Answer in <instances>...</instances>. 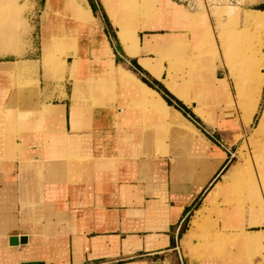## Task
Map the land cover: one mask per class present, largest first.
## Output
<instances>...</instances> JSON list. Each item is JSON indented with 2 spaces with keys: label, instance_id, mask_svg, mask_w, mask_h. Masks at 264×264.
Wrapping results in <instances>:
<instances>
[{
  "label": "crops",
  "instance_id": "1",
  "mask_svg": "<svg viewBox=\"0 0 264 264\" xmlns=\"http://www.w3.org/2000/svg\"><path fill=\"white\" fill-rule=\"evenodd\" d=\"M87 1L116 70L133 73L198 132L177 128L184 117L169 105L165 121L138 100L119 75L108 73L110 56L98 55L95 39L72 14L62 23L59 12L50 11L48 22L47 0H37L29 12L39 20L28 53L0 59V264H185L182 255L187 264H264V208L253 206L263 196L264 179L259 193L247 195L244 208H235L236 192L229 197L226 187L235 184L236 191H244L250 186L235 183L230 167L224 172L250 123L243 124L227 93L186 82L185 63H174L172 74L192 102L177 96L166 83L170 59L163 60L161 75H154L141 59L155 62L156 51L129 55L103 0ZM171 1L193 13L206 11L212 24L208 7L246 0ZM171 1L160 4L175 8ZM133 20L149 25L139 30L141 46L157 37L164 47L173 40L191 54L206 33L203 19L174 22L154 12ZM45 24L52 33L76 38L78 54L68 55L56 74L45 66ZM217 76L225 79L227 71L218 68ZM229 82L236 91L233 79ZM215 190L217 197L208 199ZM192 218H198L195 250ZM205 224L213 225L210 231L202 229ZM213 232L222 234L223 249L207 244ZM246 235L254 244L243 241ZM12 237L19 238L17 244H11Z\"/></svg>",
  "mask_w": 264,
  "mask_h": 264
},
{
  "label": "rangeland",
  "instance_id": "2",
  "mask_svg": "<svg viewBox=\"0 0 264 264\" xmlns=\"http://www.w3.org/2000/svg\"><path fill=\"white\" fill-rule=\"evenodd\" d=\"M37 0H0V28L6 32V35L9 36L7 39L0 38V59H14L20 58L23 55L28 53L30 49V43L32 39V30L33 26L36 23L35 18H31L29 12L36 7ZM171 1V0H170ZM181 2V0H179ZM104 5L106 7L105 0H103ZM172 3H175L171 1ZM256 0H246L243 4H237L233 2L234 5L225 3V4H214L211 7H208L209 13L212 16V24L208 19V13L206 11L200 13H193L189 11L186 7L182 5H177L175 3V8L171 9H163L160 0H138V2L134 5L135 14H144L150 16L154 12L159 13L162 12L166 15L169 20V12L172 10H181L186 16L187 20H199L203 19L206 23V33L204 36V40H201V43L195 46V53L187 54L186 47H180L182 54L170 56L169 50L171 47L176 46L175 42L168 41L167 45H163V42L157 37H153L155 42H152L150 39H145L144 44L140 45V37L139 30L143 27V23H136V29L133 30V49H136L137 55L140 53L141 49L145 47V43H149L151 45V51H156L157 58L156 61L163 64V60L165 58H169L170 67L168 71L171 70V67H174L175 64L185 63L187 67L183 66L181 71L186 78V82L197 81V84L201 86V88H205L210 92L221 93L222 91L227 93L231 102L234 103L235 108L240 112V118L243 124L246 126L245 122V112L247 106L253 102L251 98V87L256 85L257 94H254V98H258L259 107L257 109V113L254 115L253 121L247 126L246 135L247 137H243L242 143L237 153H235V160L230 161L229 165L225 169L224 172L228 170L230 167L231 171L234 172L233 180L238 184H248L250 187H246L243 191L239 189L236 191V197L234 201L233 207L244 208V204L246 203L247 195L258 194L259 190L264 187L263 185H259L260 181L264 179V173L258 169L254 168L253 172H249L247 169V158L253 157V146L248 142V137L253 133L255 126L258 122V119L261 114V110L264 107V25H251L246 23L244 20L245 12L256 9H248L249 7L264 9V2L258 4L255 3ZM202 5V4H201ZM203 6V5H202ZM190 10L194 11L191 6ZM107 9V7H106ZM122 13H124V8L120 7ZM205 10V9H204ZM50 11L59 12L58 17L60 22L63 20H67L70 16V10L68 5H66L64 0H47V11L44 17V20L50 21ZM108 13L109 10L107 9ZM111 19L113 20L111 14L109 13ZM34 20V21H33ZM39 20V19H37ZM36 20V21H37ZM114 24L115 21L113 20ZM145 22V21H144ZM63 23V22H62ZM80 28L82 27V25ZM149 26V25H148ZM85 29V28H84ZM88 31V30H87ZM119 36V34H118ZM105 38V37H104ZM124 49L125 46L119 37ZM208 41L207 47H202L201 45ZM81 40H79L80 42ZM107 41V39H106ZM8 43L14 49L1 48L2 44ZM43 56L49 59V62L45 64L46 68L53 73H58L63 71L65 68L66 57L68 55H77V43L76 38L68 35H57L55 32L52 33L49 31V26L45 24L43 29ZM212 44V46H211ZM40 48V46H39ZM65 50V52H58L60 49ZM167 48L166 50H164ZM183 48V49H182ZM52 49L55 51L56 55L48 54V50ZM98 49V50H97ZM60 50V51H61ZM96 51L98 55H109L112 56V49L108 43L105 44H96ZM126 51V50H125ZM144 51H141V53ZM21 54V55H17ZM37 54H41V50L37 51ZM131 55V56H134ZM202 55L210 57V64L205 69L203 66L198 64L197 58ZM51 57V58H50ZM260 58L262 60H260ZM52 59V60H51ZM172 59H177L176 61ZM178 66V65H177ZM182 66V65H180ZM197 66V70L195 71V76L192 75V70ZM246 67V75L242 71V68ZM108 68V73L112 75V68ZM218 68H222L227 71V77L223 79L224 87H220L217 76ZM173 69V68H172ZM119 70V69H118ZM173 71V70H172ZM119 71H117L118 73ZM133 72V71H132ZM197 72V73H196ZM210 72V73H209ZM191 73V74H190ZM208 74H214L217 80H209L207 77ZM113 76V75H112ZM142 78H145L144 74H140ZM203 76V77H202ZM194 77V78H193ZM230 79H233L235 84L236 91L232 92L230 90L231 84L229 82ZM177 81V80H176ZM168 80H166V83ZM178 83V82H177ZM214 84V85H213ZM179 85V84H178ZM206 85V86H205ZM217 89V90H216ZM201 93V91H199ZM169 105V104H168ZM170 106V105H169ZM171 107V106H170ZM242 111H241V110ZM171 111L179 112L182 116L183 114L171 107ZM155 113H157L155 111ZM206 117H203L204 120L208 121L207 112H205ZM173 115V114H172ZM258 115L257 119L255 117ZM184 117V116H183ZM172 119V117L170 116ZM187 121L186 125L190 127L192 130L198 132V129L195 125L185 118ZM201 126H203L206 130L210 131L202 122H200L197 118H195ZM173 122V121H172ZM169 124V123H168ZM194 128V129H193ZM245 141V142H244ZM246 144V145H245ZM249 149V150H248ZM256 183L255 186H252ZM252 186V187H251ZM242 188V187H241ZM264 190V188H263ZM262 192V198L259 196L256 197L254 201V207L259 208L261 205L264 208V192ZM239 192V193H238ZM243 198V199H242ZM252 206V208H253ZM231 207V206H230ZM217 217V215H216ZM221 217V216H219ZM217 217V218H219ZM193 219V218H192ZM191 225V222L190 224ZM192 220V227H193ZM191 227V229H192ZM190 229V230H191ZM225 229L223 228L221 233ZM217 232H213L211 234L212 240L209 239L207 242V238L200 248H205L206 242L210 247L214 248H224V239L221 235L222 239H219L220 235L216 234ZM185 237V236H184ZM184 237L182 239V244L188 252L187 246L184 243ZM189 237L188 232L186 233L185 240L187 242ZM189 254V252H188ZM190 257V254H189ZM182 259L185 264H187V257L182 255ZM192 261L193 258L190 257Z\"/></svg>",
  "mask_w": 264,
  "mask_h": 264
},
{
  "label": "bare ground",
  "instance_id": "3",
  "mask_svg": "<svg viewBox=\"0 0 264 264\" xmlns=\"http://www.w3.org/2000/svg\"><path fill=\"white\" fill-rule=\"evenodd\" d=\"M66 5H68L70 13L72 16L77 20V23L79 25H82L88 32L93 36L95 39V44H105L106 45V38L104 37H98V25L95 21V16L92 12L91 6L88 3L87 0H64ZM138 2V0H105L106 7L109 10V13L111 14L113 20L115 21L117 27H118V34L121 38L125 50L129 55H134L136 53V49H133V30L136 29L135 21L133 20L134 17H136V12L134 10V5ZM120 7L124 8V13L121 12ZM129 15V16H127ZM169 15L172 16L174 22L176 21H187V22H195L196 20L190 19L187 20L186 16H184L181 12L178 11H171L169 12ZM131 17V18H130ZM244 20L246 23H249L251 25H264V9L260 10H250L245 12ZM145 21L143 23V27H147L148 24ZM81 27V26H80ZM0 38L7 39L9 38L8 35H6V32L3 31L0 28ZM9 41V40H8ZM208 44V41L206 40L201 46L206 47ZM206 45V46H205ZM1 48L8 49H14L11 45L8 43H3L1 45ZM212 46V44H211ZM151 45L149 43H145V47L143 48L145 52L151 51ZM60 49V48H59ZM183 49V48H182ZM61 50V49H60ZM58 52H65V50H61ZM170 56L174 55H180L182 54V50L178 46H173L169 50ZM48 54L56 55L55 51L52 49L48 50ZM110 56V54H109ZM51 58V57H50ZM52 60V59H51ZM198 61V64L200 66H203V68H207L210 64V57L202 55L201 57L196 59ZM260 60H262L260 58ZM142 64L149 69L154 75L160 76L164 65L162 63H159V61L152 62L150 59L143 58L141 59ZM47 63V62H46ZM18 64V63H16ZM106 64L109 68H112V75L116 77L117 75L120 76L122 82L128 89H130L131 92H133L138 100H140L142 103L147 104L149 107H151L154 112L156 111L157 115L167 121L168 118V104L166 101L153 89H151L147 84H145L143 81H141L138 77H136L133 73H131L129 70H127L124 67L119 68V74H117V70L114 66L112 56H110V59L106 61ZM0 63V69H3L1 67ZM21 67V66H20ZM18 67V69H20ZM27 67V66H26ZM172 68L168 71L170 79L168 80L167 84L169 88L177 94L180 98H182L186 102H192V98L189 96V94L186 92V90L183 87H180L175 80V76L172 74ZM197 70V66L192 70V75L196 77L195 71ZM23 71V70H22ZM242 71L246 75V67L242 68ZM24 72V71H23ZM197 73V72H196ZM210 73V72H209ZM191 74V73H190ZM203 77V76H202ZM207 77L209 80H217L214 74H208ZM194 78V77H193ZM115 79V78H114ZM219 86L224 87V81L218 80ZM214 85V84H213ZM206 86V85H205ZM217 90V89H216ZM257 94L256 85L251 87V98L253 102H251L246 109L244 118L247 123H251L254 119L255 113H257V109L259 107L258 98H254L253 95ZM183 122L185 124L177 126V128L182 129L186 132L192 131L190 127L186 125V122L183 119ZM248 142L253 146V157L247 158V169L249 172H253L254 168L260 169L264 173V107L261 110L260 117L258 119V122L255 126V129L253 133L248 137ZM245 142V141H244ZM246 145V144H245ZM249 150V149H248ZM256 183H254L252 186H255ZM251 186V187H252ZM236 185L235 184H229L226 187V191L229 192V197L231 195H234L236 192ZM239 190V189H238ZM239 193V192H238ZM217 197V191H213L210 193V195L207 197L208 199L216 198ZM231 199V198H230ZM206 206H202L201 210L205 208ZM207 209V208H206ZM200 210V211H201ZM198 218L193 219V227L190 230L192 235L191 244L193 249H196L197 242L195 240L196 231H198ZM253 223H257V221H254ZM213 226V225H212ZM211 225L205 224L203 225L204 230H209L212 228ZM190 235V236H191ZM197 236V235H196ZM208 236V235H207ZM242 239L245 243L248 244H254L255 240L250 235L242 236ZM194 253V252H193ZM197 255V254H196Z\"/></svg>",
  "mask_w": 264,
  "mask_h": 264
},
{
  "label": "water",
  "instance_id": "4",
  "mask_svg": "<svg viewBox=\"0 0 264 264\" xmlns=\"http://www.w3.org/2000/svg\"><path fill=\"white\" fill-rule=\"evenodd\" d=\"M26 240H27V238L24 237V236H22V237L20 238V241H21V242H25ZM18 241H19V238H18V237H12V238H10V242H11V244H17Z\"/></svg>",
  "mask_w": 264,
  "mask_h": 264
},
{
  "label": "trees",
  "instance_id": "5",
  "mask_svg": "<svg viewBox=\"0 0 264 264\" xmlns=\"http://www.w3.org/2000/svg\"><path fill=\"white\" fill-rule=\"evenodd\" d=\"M92 4V3H91ZM93 6V5H92Z\"/></svg>",
  "mask_w": 264,
  "mask_h": 264
}]
</instances>
